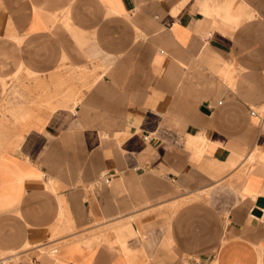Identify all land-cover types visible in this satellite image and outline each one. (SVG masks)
Here are the masks:
<instances>
[{
  "label": "crops",
  "instance_id": "0c3cea01",
  "mask_svg": "<svg viewBox=\"0 0 264 264\" xmlns=\"http://www.w3.org/2000/svg\"><path fill=\"white\" fill-rule=\"evenodd\" d=\"M18 62L43 122L1 125L0 259L264 264V0H0Z\"/></svg>",
  "mask_w": 264,
  "mask_h": 264
},
{
  "label": "rangeland",
  "instance_id": "374dc122",
  "mask_svg": "<svg viewBox=\"0 0 264 264\" xmlns=\"http://www.w3.org/2000/svg\"><path fill=\"white\" fill-rule=\"evenodd\" d=\"M71 16L69 12H64L63 16L59 19L61 24L68 29L69 22H70ZM16 43H19L21 37L12 38ZM67 58V55L65 52L61 53L60 59L63 60ZM24 71V74L26 76H30L34 74V70L28 68L26 65H24L22 62H18L15 70L12 71L11 77L6 80L4 77H0V92L2 94L3 99V110L0 111V136L3 135L1 131V125L2 122H4V119H8L12 124L19 125L20 129H26L27 127L31 125H35V122L42 123L43 119L39 116L34 115V109L31 105H29L26 98L27 96H32V90L31 92H26L27 90V84L24 82H18V77L20 74V71ZM108 66L103 67L102 72H100L96 77L99 78L102 76L103 73L107 72ZM78 73L85 78L84 76L87 75V68L82 67L79 68ZM95 77V78H96ZM32 93V94H31ZM80 100L79 93L76 91H71L67 93L66 95H63V98L60 99L57 103H52L50 100H45L44 105L49 107L50 109H54L57 106L60 105H67L68 102H72V105L70 107V111L74 110V105ZM30 101V100H29ZM30 103H33L31 100ZM36 106H41L43 104V100L35 102ZM5 110V112H4ZM8 114V115H7ZM6 116V117H5ZM16 138L20 139L22 136L21 130H19L15 134ZM1 139V137H0ZM261 158L264 159V154L260 155ZM1 257V256H0ZM13 261V260H12ZM6 260L0 259V264H11L12 262Z\"/></svg>",
  "mask_w": 264,
  "mask_h": 264
},
{
  "label": "built area",
  "instance_id": "2783aa9c",
  "mask_svg": "<svg viewBox=\"0 0 264 264\" xmlns=\"http://www.w3.org/2000/svg\"><path fill=\"white\" fill-rule=\"evenodd\" d=\"M251 113H255V110H254V109H251ZM148 137H149V134H144V135H143V138H144V139H147ZM104 180H105V181H109V180H110V177L107 176V177L104 178Z\"/></svg>",
  "mask_w": 264,
  "mask_h": 264
},
{
  "label": "bare ground",
  "instance_id": "6f19581e",
  "mask_svg": "<svg viewBox=\"0 0 264 264\" xmlns=\"http://www.w3.org/2000/svg\"><path fill=\"white\" fill-rule=\"evenodd\" d=\"M1 263H3V262H1Z\"/></svg>",
  "mask_w": 264,
  "mask_h": 264
}]
</instances>
